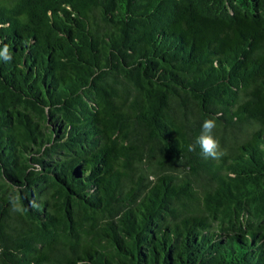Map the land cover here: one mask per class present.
Instances as JSON below:
<instances>
[{"label": "trees", "instance_id": "trees-1", "mask_svg": "<svg viewBox=\"0 0 264 264\" xmlns=\"http://www.w3.org/2000/svg\"><path fill=\"white\" fill-rule=\"evenodd\" d=\"M5 44L0 264H264V0H0Z\"/></svg>", "mask_w": 264, "mask_h": 264}, {"label": "clouds", "instance_id": "clouds-1", "mask_svg": "<svg viewBox=\"0 0 264 264\" xmlns=\"http://www.w3.org/2000/svg\"><path fill=\"white\" fill-rule=\"evenodd\" d=\"M0 59L4 62H9L12 59L9 46L7 44L0 49ZM215 127L216 122L214 119H205L201 126V133L196 139V144L199 145L205 158L219 159L222 155H224L223 151L220 149L219 140L216 138L213 131ZM189 150L194 151L195 145H190ZM36 168L38 170L39 166L37 165ZM12 207L17 212L23 211V209L18 206V201L16 199L12 200Z\"/></svg>", "mask_w": 264, "mask_h": 264}]
</instances>
